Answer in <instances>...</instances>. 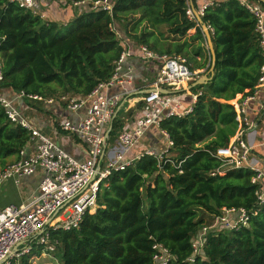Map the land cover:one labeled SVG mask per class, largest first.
<instances>
[{
  "label": "trees",
  "instance_id": "1",
  "mask_svg": "<svg viewBox=\"0 0 264 264\" xmlns=\"http://www.w3.org/2000/svg\"><path fill=\"white\" fill-rule=\"evenodd\" d=\"M186 1L110 0L111 11L89 5L60 25L0 0V91L57 100L87 96L113 75L123 48L112 26L128 19L133 23L130 32L124 27V34L136 45L181 57L187 65L192 62L191 72L202 69L206 59L200 63L197 58L207 53L205 38L197 22L187 18ZM201 20L212 39L214 72L209 82L191 88L198 96L190 113L159 125L173 143L169 149L173 157L157 160L143 155L123 171L111 173L97 193L95 211L83 216L77 230L50 233L56 242L51 254L61 264H153L155 244L174 256L169 264H182L204 224L199 212L215 217L231 208L249 214L247 225L209 234L192 264H264V204L256 201L254 172L230 169L215 157L240 131L237 107L253 94L260 75L255 21L240 0L214 1ZM190 30L195 33L188 40L198 45L186 58L183 51L190 45L183 42L172 49L170 42L182 40ZM210 63L208 55L205 73ZM121 129L114 119L108 143ZM29 136L7 119L0 106V159H10L5 166L18 160ZM42 252L43 247L35 244L18 261L29 264Z\"/></svg>",
  "mask_w": 264,
  "mask_h": 264
},
{
  "label": "built area",
  "instance_id": "2",
  "mask_svg": "<svg viewBox=\"0 0 264 264\" xmlns=\"http://www.w3.org/2000/svg\"><path fill=\"white\" fill-rule=\"evenodd\" d=\"M40 1L72 8H83L89 5L91 9L101 8L106 11H111L112 8L110 0H89L88 5L85 4V0ZM9 2L42 18L39 2L36 0H9ZM240 3L254 18V31L258 38L262 65L253 94L242 100L237 107L242 124L240 131L227 148L219 149L215 153V157L230 169L248 168L254 172L251 184L257 187L255 192L257 204L262 205L264 204V171L251 165L249 157L252 147L245 139V133L253 126L247 114L248 106L259 93L262 94L263 101L261 109L264 108V7L254 0H240ZM186 4L187 18L196 21L189 0ZM212 4L211 2L202 5L198 15L201 17L204 10ZM112 29L114 30L113 26ZM116 35L119 40H122L120 35L117 33ZM140 56L144 62L153 65L154 81L150 88L153 90L140 98L144 104V110L136 127L130 131L123 130L118 133L116 139L118 149L112 153V156L106 151L108 144L106 134L119 109L122 95L107 96L103 91L127 81L120 71L124 61L131 58L129 50L121 52L111 78L99 83L90 94L81 98L61 96L57 100L71 112L86 107L85 116L78 122H72L67 118H60L57 122L62 132L75 136L86 146L80 159L73 157L58 143L34 129L20 109L21 103L41 102L45 105L52 103L53 100L23 91L12 93L10 97L0 92V106L7 119L26 129L30 134L29 143L20 151L18 160L0 170V186L9 180L18 185L22 178L32 176L39 170L44 173L35 192L27 201L0 210V264L17 262L23 255L28 254L35 244L43 247V252L50 255L56 245V242L50 239V233L58 230H77L83 216L95 211L97 193L102 182L111 173L123 171L143 155L161 160L168 152V148L163 153L147 149L134 158H126L127 153L151 128L160 129L159 125L164 119L174 116L183 117L192 111V108L180 111L176 98L172 94H161L159 89L177 91L185 82L192 79L193 74L186 65L185 59L181 57L158 55L144 46L140 47ZM1 79L0 73V81ZM160 131L168 147H172L173 143L166 132ZM31 147L32 151L27 153ZM232 215H236V218L230 220L229 217ZM248 219L249 214L244 209H223L221 215L213 217L211 224L200 227L192 240V253L182 264L194 262L195 258L202 253L209 234L223 230H237L246 226ZM152 249L154 250L153 264H169L175 261L174 256L161 244L153 245Z\"/></svg>",
  "mask_w": 264,
  "mask_h": 264
},
{
  "label": "crops",
  "instance_id": "3",
  "mask_svg": "<svg viewBox=\"0 0 264 264\" xmlns=\"http://www.w3.org/2000/svg\"><path fill=\"white\" fill-rule=\"evenodd\" d=\"M36 1L39 2L40 13L42 14L43 20L56 22L57 24L63 25L71 21L76 13H80L84 8H87V6L83 8H72L70 6H62L55 3L43 2L40 0ZM85 1L86 5H88V3L90 2L89 0ZM214 1L216 0H192L193 5L191 6V8L198 13L202 5H204L205 3H213ZM118 30L122 34V36L120 35L122 39L120 40V42L123 50L127 49L131 52V58H127L124 61V63L122 64V69L120 71L122 77L127 81L123 84L114 85L113 87L104 90L103 93L107 96L114 94L122 95L119 109L116 111L117 114L115 113L116 116L114 117V119H118L120 121L122 128L121 131H130L134 127H136L139 118L143 114L144 104L140 100V98L143 96L144 91L151 88L154 81L155 71L153 70V65H150L149 63L144 62L141 59V46L136 45L132 40L128 39L124 34V29L118 28ZM116 33L118 34V32ZM194 33V30H190L187 32L186 37L182 38V40L176 42L171 41L170 43L172 44V49L174 48L175 44L187 42L190 46L183 51L184 57L187 58V53H189L190 49L193 46L198 45V42H191L188 40V37L192 36ZM154 34V41L155 44H157V38H159L158 32L155 31ZM163 45L164 48H167L168 43L164 42ZM208 55L209 51L207 49L206 54L203 53L202 56L197 58V61L200 63H204L205 59H207L204 68L193 70L192 79L185 82L183 84V87L177 90L175 94H172V96L176 98V101L179 102L180 111H185L189 108H192V106L194 105V102L196 101V94H194V92H191V90L187 91V87L195 80V78H200L205 74V69L208 66ZM190 64L192 65V62H188V66H191ZM0 92L6 97L12 96V92H10L9 90ZM45 99H51L53 100V102L45 105L41 102H25L21 103L20 109L34 129L38 130L54 142L58 143L63 150L70 153L73 157L80 159L84 154L83 150L86 149V146L80 143V141L75 136L67 135L66 133L62 132L58 128L57 122L60 118H67L72 122H78L85 116L86 107H83L76 112H71L67 110L61 102H58L57 99ZM139 104H141V106H139ZM262 105V94L259 93L255 100L252 101L248 106L249 109L247 111V114L250 120L253 122V126L252 128L246 130L245 139L252 147L249 157L251 165L264 171V108L261 109ZM56 135H60L61 137L56 138ZM80 145H82V148ZM75 146H77V148H74ZM166 148H168V152H166L164 156L167 158L173 157V155L171 156V153H169V149H171L172 147H168L167 141L163 137L160 129L151 128L127 153L126 158H134L147 149H152L158 153H163ZM117 149V140H115L113 143L107 144L106 151L108 152V154H110V156H112V153ZM31 151L32 147L28 149L27 153ZM5 165L2 166L0 170L3 169ZM43 176L44 173L39 170L32 176L22 178L18 185H15L12 180L3 183L0 186V210L7 206H17L27 201L29 197L35 192ZM199 216L204 219L203 225H209L213 221L212 216H209L202 212H199ZM229 218L230 220H233L236 218V215H232ZM193 237H195V235Z\"/></svg>",
  "mask_w": 264,
  "mask_h": 264
},
{
  "label": "water",
  "instance_id": "4",
  "mask_svg": "<svg viewBox=\"0 0 264 264\" xmlns=\"http://www.w3.org/2000/svg\"><path fill=\"white\" fill-rule=\"evenodd\" d=\"M256 2H259L261 4H263L264 6V0H254ZM190 2V6H192V0H189ZM193 13H194V16L196 18V21L198 23V25L200 26V29L204 35V38H205V43H206V46H207V49L209 51V55H210V67L208 69V71L200 78H197L195 79L188 87H187V91L191 90L192 87H195L197 85H204L206 84L207 82H209L213 76V72H214V62H215V51H214V48H213V43H212V39H211V36H210V32H209V28L202 22L201 20V17L198 15V13L193 10ZM153 89H148L146 91H144V94L152 91ZM160 93L161 94H165V95H171V94H175L177 91H168V90H165V89H159ZM117 114V112H116ZM115 114V116H116ZM114 116V117H115ZM114 118L112 119L111 121V124L109 126V129L107 131V134H106V137L108 138L109 137V133L111 132L112 130V122H113ZM103 156V154H102Z\"/></svg>",
  "mask_w": 264,
  "mask_h": 264
},
{
  "label": "rangeland",
  "instance_id": "5",
  "mask_svg": "<svg viewBox=\"0 0 264 264\" xmlns=\"http://www.w3.org/2000/svg\"><path fill=\"white\" fill-rule=\"evenodd\" d=\"M77 14V13H76ZM135 19V18H134ZM115 23V24H114ZM113 23V28H115L114 30H115V32H118V35H121L122 36V34H121V32L118 30V28H120V29H124V27L126 26V28H125V30L127 29V32H130V30H129V25H132V23H133V21H130L129 19L127 20V22H122V24L121 23H119V22H114ZM60 25H63V24H60ZM118 27V28H117ZM142 28H143V26H142ZM139 30H141V29H139ZM130 39V38H129ZM130 40H132V39H130ZM133 41V40H132ZM206 62H207V59H206ZM186 65H187V63H186ZM191 65V64H190ZM188 66V65H187ZM189 67V66H188ZM189 69H191V68H189ZM196 79V78H195ZM264 119V118H263ZM58 137H61L60 135H56V138H58ZM81 146V148H82V145H80ZM74 148H77V146H75ZM8 162H10V159H5V160H3V159H0V168L2 167V166H4L6 163H8ZM145 205H146V202H145ZM28 263L29 264H61V262H60V260H59V258H57V257H55L53 254H51V255H48L46 252H42V254L40 255V256H38V257H32V258H30L29 259V261H28ZM14 264H20V262L19 261H17V262H14Z\"/></svg>",
  "mask_w": 264,
  "mask_h": 264
}]
</instances>
